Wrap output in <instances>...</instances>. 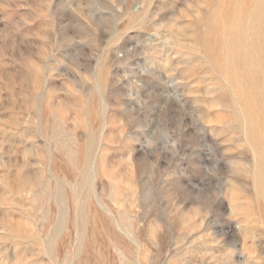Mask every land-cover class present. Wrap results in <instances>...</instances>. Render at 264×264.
<instances>
[{
  "label": "rangeland",
  "instance_id": "obj_1",
  "mask_svg": "<svg viewBox=\"0 0 264 264\" xmlns=\"http://www.w3.org/2000/svg\"><path fill=\"white\" fill-rule=\"evenodd\" d=\"M0 264H264V0H0Z\"/></svg>",
  "mask_w": 264,
  "mask_h": 264
}]
</instances>
